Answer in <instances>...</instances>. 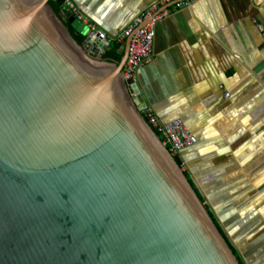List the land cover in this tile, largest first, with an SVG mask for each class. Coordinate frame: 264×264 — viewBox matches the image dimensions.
Returning <instances> with one entry per match:
<instances>
[{
    "label": "water",
    "instance_id": "1",
    "mask_svg": "<svg viewBox=\"0 0 264 264\" xmlns=\"http://www.w3.org/2000/svg\"><path fill=\"white\" fill-rule=\"evenodd\" d=\"M49 1L0 0V264H238L122 78L131 37L108 63Z\"/></svg>",
    "mask_w": 264,
    "mask_h": 264
},
{
    "label": "crops",
    "instance_id": "2",
    "mask_svg": "<svg viewBox=\"0 0 264 264\" xmlns=\"http://www.w3.org/2000/svg\"><path fill=\"white\" fill-rule=\"evenodd\" d=\"M73 1L109 37L107 50L117 51L118 35L156 0ZM168 9L154 27L153 60L137 70L136 83L162 123L180 119L195 137L180 161L222 219L258 217V244L264 238V0H195ZM60 16L68 20L61 9Z\"/></svg>",
    "mask_w": 264,
    "mask_h": 264
},
{
    "label": "built area",
    "instance_id": "3",
    "mask_svg": "<svg viewBox=\"0 0 264 264\" xmlns=\"http://www.w3.org/2000/svg\"><path fill=\"white\" fill-rule=\"evenodd\" d=\"M60 4V8H66L70 18L78 21L86 30V36L91 35L93 39L111 42L107 35L91 22L85 15L84 6H78L73 0H54ZM195 0H156L140 17L132 21L117 37V40L124 42L131 37L126 62L122 69L124 81L136 80L137 70L149 65L153 60V41L155 24L171 11L191 6ZM146 23L143 25V22ZM143 25V26H142ZM264 43V36L262 37ZM227 97V95H225ZM134 97V96H133ZM141 117L149 128H153L161 140L162 145L168 154L178 163L184 173L185 165L180 161V154L184 149L191 148L196 144L195 137L189 132L180 119L162 123L157 115L146 108L140 112Z\"/></svg>",
    "mask_w": 264,
    "mask_h": 264
},
{
    "label": "rangeland",
    "instance_id": "4",
    "mask_svg": "<svg viewBox=\"0 0 264 264\" xmlns=\"http://www.w3.org/2000/svg\"><path fill=\"white\" fill-rule=\"evenodd\" d=\"M153 132V131H152ZM154 133V132H153ZM155 134V133H154ZM187 177V175H186ZM188 178V177H187ZM194 182V183H193ZM197 182V181H196ZM190 179L191 188L196 193L203 207L209 214L215 226H219L220 232L225 235V239L233 247L235 253L234 258L238 264H264V238L262 242L256 244L254 239L262 234L254 235L255 227L258 223V217L255 215H247L248 219H233L232 214L222 219L218 211L214 209L213 203L209 197L204 196V192L197 189L198 183ZM208 199V201H207ZM208 202V204H207ZM245 215L244 213H236V216ZM259 218L262 214L259 213ZM232 229V230H231ZM238 234V235H237Z\"/></svg>",
    "mask_w": 264,
    "mask_h": 264
},
{
    "label": "trees",
    "instance_id": "5",
    "mask_svg": "<svg viewBox=\"0 0 264 264\" xmlns=\"http://www.w3.org/2000/svg\"><path fill=\"white\" fill-rule=\"evenodd\" d=\"M49 6L51 7L53 13L60 19V4L54 0H50L49 1ZM62 20V19H61ZM63 25L67 28L68 33L70 34V36L72 37V39L74 40V42L77 45H81L82 41H83V37L80 35H77L75 33V31L70 27L68 20H63L62 21ZM103 60L107 61L108 63H116L119 61L120 57L117 54V51L115 48H113L112 50H107L104 55L102 56ZM151 130L155 133V135L158 137L157 133L155 132V130L153 128H151ZM185 177L186 174L184 173ZM187 178V177H186ZM188 183L190 184V179L187 178ZM191 186V185H190ZM217 230L219 231V233L221 234V236L223 237V239L225 240L227 246L229 247L231 253L234 255L235 251L233 249V247L229 244V242L225 239V235L223 233L220 232V228L219 226H216Z\"/></svg>",
    "mask_w": 264,
    "mask_h": 264
},
{
    "label": "bare ground",
    "instance_id": "6",
    "mask_svg": "<svg viewBox=\"0 0 264 264\" xmlns=\"http://www.w3.org/2000/svg\"><path fill=\"white\" fill-rule=\"evenodd\" d=\"M232 230V229H231ZM238 235V234H237Z\"/></svg>",
    "mask_w": 264,
    "mask_h": 264
}]
</instances>
